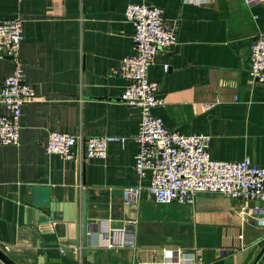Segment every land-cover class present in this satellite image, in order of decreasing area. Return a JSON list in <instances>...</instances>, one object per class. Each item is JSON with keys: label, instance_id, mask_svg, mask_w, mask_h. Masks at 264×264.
Listing matches in <instances>:
<instances>
[{"label": "crops", "instance_id": "crops-1", "mask_svg": "<svg viewBox=\"0 0 264 264\" xmlns=\"http://www.w3.org/2000/svg\"><path fill=\"white\" fill-rule=\"evenodd\" d=\"M131 4L159 7L178 32L149 71L163 101L153 114L182 135L209 136L213 159L264 168V87L249 75L264 0H0V22L23 21L21 58L36 93L23 108L19 145L0 146L1 250L15 264H82L67 236L75 238L69 222L86 192L98 221L89 264H163L167 253L185 264H264V203L243 211L242 201L213 192L193 204L158 203L151 175L138 177L141 110L124 104L129 81L115 74L133 53ZM13 68L0 57V83ZM54 131L121 140L106 160L66 161L46 153ZM133 186L142 187L140 202L125 205L123 190ZM130 221L135 250L101 246L107 225Z\"/></svg>", "mask_w": 264, "mask_h": 264}, {"label": "built area", "instance_id": "built-area-1", "mask_svg": "<svg viewBox=\"0 0 264 264\" xmlns=\"http://www.w3.org/2000/svg\"><path fill=\"white\" fill-rule=\"evenodd\" d=\"M126 20L135 28L133 53L124 57L115 74L127 79L122 101L141 110V123L134 140L139 145L135 156V171L140 179L151 175L149 192L163 204H193L201 192L220 193L242 201L245 211L250 203H264V168L250 159L238 162L213 159L209 153L210 137L182 135L168 129L153 111L163 104L159 98L160 84L149 78L156 55L178 43V32L164 18L159 7L131 4L125 12ZM24 42L23 21L11 19L0 22V57L11 59L13 71L0 83V146L20 143L23 108L36 98L34 89L26 82V66L21 58ZM168 71V67H165ZM251 82L264 87V33L257 35L251 46ZM121 139L111 136L83 138L63 132H51L46 145L48 155H58L66 161L101 159L108 157L110 144ZM80 154L74 152V147ZM142 187L123 190L125 205L138 204ZM107 227L100 233V244L107 249H136L135 233L129 227ZM177 256L167 253L163 264H185Z\"/></svg>", "mask_w": 264, "mask_h": 264}, {"label": "water", "instance_id": "water-1", "mask_svg": "<svg viewBox=\"0 0 264 264\" xmlns=\"http://www.w3.org/2000/svg\"><path fill=\"white\" fill-rule=\"evenodd\" d=\"M89 205L87 201V193L82 194V206L77 214L73 216L69 223H73L75 227V238L70 239L69 234L67 240L77 244L80 252L77 254L76 259L81 260L82 264L92 263L93 255H89L92 250L95 236L98 234V221L90 217ZM69 226V225H68ZM0 264H15L0 248ZM42 264H45L43 261Z\"/></svg>", "mask_w": 264, "mask_h": 264}]
</instances>
